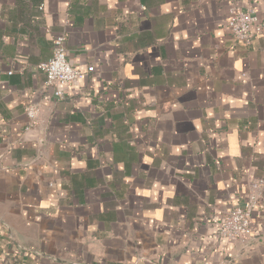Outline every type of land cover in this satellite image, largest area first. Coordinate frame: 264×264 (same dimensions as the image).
<instances>
[{"label":"crops","instance_id":"1","mask_svg":"<svg viewBox=\"0 0 264 264\" xmlns=\"http://www.w3.org/2000/svg\"><path fill=\"white\" fill-rule=\"evenodd\" d=\"M264 0H0L2 264H264ZM65 35L61 99L39 64ZM38 107L35 122L26 107ZM262 182L241 244L226 212Z\"/></svg>","mask_w":264,"mask_h":264},{"label":"built area","instance_id":"2","mask_svg":"<svg viewBox=\"0 0 264 264\" xmlns=\"http://www.w3.org/2000/svg\"><path fill=\"white\" fill-rule=\"evenodd\" d=\"M226 27L235 39V43L248 42L254 36L264 37V18L259 17L253 8L241 9L232 5L228 9ZM39 67L45 75L46 88L55 87L53 97L61 99L71 86L79 84L85 72L75 68L66 57L65 35L59 34L52 40L51 56L41 62ZM38 107H26L25 114L30 121L35 122ZM262 182L250 186L247 201L242 207H235L226 212L221 221L219 233L222 237L231 238L241 244H247L250 237L251 214L260 197ZM3 254L0 252V264Z\"/></svg>","mask_w":264,"mask_h":264},{"label":"trees","instance_id":"3","mask_svg":"<svg viewBox=\"0 0 264 264\" xmlns=\"http://www.w3.org/2000/svg\"><path fill=\"white\" fill-rule=\"evenodd\" d=\"M0 238H2V237H0ZM3 246H4L3 243L0 242V252H1L2 249H3Z\"/></svg>","mask_w":264,"mask_h":264}]
</instances>
